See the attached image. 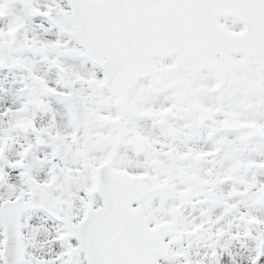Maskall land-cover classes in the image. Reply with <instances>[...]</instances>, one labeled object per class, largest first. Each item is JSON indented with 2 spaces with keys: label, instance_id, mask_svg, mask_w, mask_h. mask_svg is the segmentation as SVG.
I'll list each match as a JSON object with an SVG mask.
<instances>
[{
  "label": "snow or ice",
  "instance_id": "1",
  "mask_svg": "<svg viewBox=\"0 0 264 264\" xmlns=\"http://www.w3.org/2000/svg\"><path fill=\"white\" fill-rule=\"evenodd\" d=\"M0 264H264V0H0Z\"/></svg>",
  "mask_w": 264,
  "mask_h": 264
}]
</instances>
